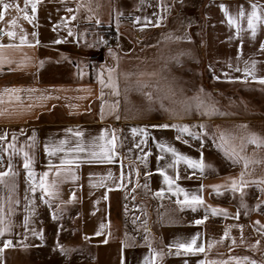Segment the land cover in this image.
<instances>
[{
  "label": "crops",
  "instance_id": "crops-1",
  "mask_svg": "<svg viewBox=\"0 0 264 264\" xmlns=\"http://www.w3.org/2000/svg\"><path fill=\"white\" fill-rule=\"evenodd\" d=\"M5 2L13 6H0V172L8 173L0 239L19 236L40 201L79 211L88 264L264 261V144L248 143L264 139V20L254 38L247 27L253 4L264 17V0ZM241 7L237 33L225 11L239 19ZM99 26L119 30V46L92 61L99 31L90 28ZM77 145L84 151H69ZM45 172L51 195L39 187ZM185 193L203 203L189 206ZM193 237L204 252L175 246Z\"/></svg>",
  "mask_w": 264,
  "mask_h": 264
},
{
  "label": "rangeland",
  "instance_id": "rangeland-1",
  "mask_svg": "<svg viewBox=\"0 0 264 264\" xmlns=\"http://www.w3.org/2000/svg\"><path fill=\"white\" fill-rule=\"evenodd\" d=\"M203 4L202 2L197 4L195 13L200 19ZM113 28L105 26L90 28L99 31L92 34L96 41L94 55L102 52V40L105 36L115 35L118 39L120 31ZM26 217L27 223L24 224L19 236L0 239V249H2L0 264H88L90 262L93 248L82 238L78 210L36 201L31 209L25 212L24 222ZM9 241L11 242L9 246L4 247Z\"/></svg>",
  "mask_w": 264,
  "mask_h": 264
},
{
  "label": "snow or ice",
  "instance_id": "snow-or-ice-1",
  "mask_svg": "<svg viewBox=\"0 0 264 264\" xmlns=\"http://www.w3.org/2000/svg\"><path fill=\"white\" fill-rule=\"evenodd\" d=\"M27 2H28V0H25L26 6H27ZM0 5H2L4 10H7L10 7L13 6L10 3H6L5 0H0ZM16 7L18 8V5ZM221 7L223 8L224 6L222 5ZM251 7H252V12L247 15V27H248V29L251 30L252 36L254 38L255 35H256L257 25L262 20H264V17L260 16V14H259V12L257 10V5L253 4ZM35 10H36V5L33 4L32 5V11L34 12ZM69 11H71V10H69ZM225 14L228 16L229 25H236L237 26V33H239V31H240V27H239L240 20L245 17V12H244L243 8L241 7V9L239 11V19H237L236 17L231 16L229 13H227V11H225ZM3 18H4V11H0V20H2ZM137 21H139V18H137ZM13 23H14V21H13ZM97 23H99V21H97ZM157 23H159V21H157ZM8 35L9 36H13L14 33L9 32ZM21 40L23 41V37H21ZM261 48L264 49V44L261 45ZM245 71L247 72L248 70L245 69ZM248 75H251V73L248 72ZM259 82L261 84H264V78H261ZM116 94L118 95L119 93L117 92ZM159 127H165L166 128V127H168V125L167 124L160 125ZM241 127H244V126H241ZM182 130L183 131H188L187 127H185ZM133 131H136V130L133 129ZM76 135L79 136L81 134L79 132H77ZM0 139H4V137H0ZM13 139H15V136L13 137ZM221 140L224 141V143H229V141L225 139L223 134H221ZM241 140L243 141V138H241ZM61 143L63 144L64 142H61ZM248 143L256 144L257 146H260V145L264 144V139L258 138L257 136H255V134H252L249 137V139H248ZM9 147H12V145H9ZM229 150L231 151V153L233 155H238V153L236 152L235 146H230V149H226V153ZM56 151H64V149L63 148H52L50 150V154H54ZM69 151L82 152V151H84V148L81 145H77L76 148L69 149ZM168 151H171V152L175 153V149H172V148H169ZM240 151L241 152L243 151V142L241 143ZM24 155H25L24 167H25V169L29 170L28 175L31 178L33 176V172L31 171V168H30L31 161L28 158V153H25ZM92 155H93L94 158L96 157V153H93ZM239 158L244 161V167H245V169H247L248 165L250 163L248 158L245 157V156H240ZM106 159L110 161L112 159L111 155H107ZM183 159L188 160V163L193 168L199 167V168H201V170L203 169V164L202 163H197L195 161L189 160L187 157H184ZM89 162H91V161H89ZM65 163H72V161H70V160H61V164H65ZM56 174L59 176V174H60V169L59 168L57 169V173ZM6 175H8V173L0 172V183H3V179H4V177ZM47 177H48V172L43 173V175L40 178L39 187L42 189V191L44 193H46L48 195H51L52 192L54 191V188H55V181L52 184H49L47 182ZM243 178H244V173L242 172L241 176H240V181H241L240 187L241 188L246 183ZM165 181L169 185H171L173 183L172 179L170 177H168L167 175H165ZM232 187H233L234 190L237 189V183H236L235 180H233V182H232ZM32 191H35V187H33ZM179 191H183V189H179ZM157 195H160V193H157ZM184 202L188 203L189 206H194L196 204L203 203L202 198L199 197V196H193L191 198V201H189L188 198H187V193H185V201ZM212 211L215 213L217 210L213 209ZM0 223H3L2 218H0ZM25 223H27V217L25 218ZM196 223L200 224V223H202V221L201 220H197ZM257 223H259V222H257ZM4 231H5L4 228H0V235H2L4 233ZM97 234H99V233H97ZM227 236H228V232L226 230L225 233H224V237H227ZM10 243H11L10 241L7 242L4 245V247H8ZM233 243H235L234 240H233ZM257 243H259V242H257ZM175 246L177 247V249H183L186 252H204L205 251V248L203 246H197L196 245V237H193L191 242L178 243ZM209 247H211V245H209ZM0 251H2V249H0ZM176 254L179 255L180 254L179 251ZM155 255H159V253H156ZM243 259H244V261H248L249 260L248 257H244ZM146 264H149L147 258H146ZM200 264H205V261H200ZM224 264H227V262H224ZM236 264H242L241 260L237 258L236 259ZM250 264H264V261L258 262L256 260H251Z\"/></svg>",
  "mask_w": 264,
  "mask_h": 264
},
{
  "label": "built area",
  "instance_id": "built-area-1",
  "mask_svg": "<svg viewBox=\"0 0 264 264\" xmlns=\"http://www.w3.org/2000/svg\"><path fill=\"white\" fill-rule=\"evenodd\" d=\"M192 19L193 20H190V21H191L192 25L194 26V31L199 32V30L202 29L201 19L197 16H193ZM89 37H91V35H89ZM102 42L103 43H102L101 51L112 50V49H115L119 46V41L115 35L105 36L103 38ZM98 59H99L98 55H94L91 57L92 61H98Z\"/></svg>",
  "mask_w": 264,
  "mask_h": 264
}]
</instances>
